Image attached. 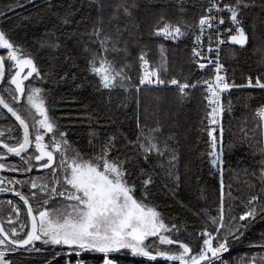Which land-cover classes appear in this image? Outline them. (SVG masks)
Segmentation results:
<instances>
[{
	"label": "snow or ice",
	"instance_id": "obj_1",
	"mask_svg": "<svg viewBox=\"0 0 264 264\" xmlns=\"http://www.w3.org/2000/svg\"><path fill=\"white\" fill-rule=\"evenodd\" d=\"M24 6V0H7L0 17ZM24 19L45 25L31 44L13 39L12 30L0 26V52L5 53L0 54V115L7 121L10 114L15 122L7 136L0 132V173L21 175H0V193L16 198L0 200L8 209L6 220L0 218V264H36L33 256L41 257L39 264H57V258L63 264H91L86 257L95 254L101 255V264H118L121 253L144 264L158 259L167 264H264V227L257 231L264 223V104L254 113L260 139L240 129L239 144L254 159L252 170H239L252 178L244 181L246 198L234 197L232 184H225V157L236 145L226 150L223 124V117L234 111V90L264 91V0H45L35 17ZM189 37L190 66L212 74L194 82L184 76L181 82L172 75L169 49L155 41ZM253 41L261 54L260 71L237 83L221 52L224 47L244 49ZM45 53L47 69L39 63ZM77 58L85 62L81 71L89 74L80 83L77 72L65 71L79 67ZM48 81L107 92L109 106L112 94H119L106 123L85 107L86 146L71 141L51 115ZM152 86H174L181 102L202 89L200 124L208 138L202 156L219 176V195L215 215L208 208L194 213L203 217L195 237L177 222H166L160 206L150 200L158 179L173 195L180 181L179 154L169 143L174 135L165 136L157 114L139 110V94ZM130 99L137 105L135 129L125 132L119 111ZM253 99L247 98L245 109ZM36 171L40 174L33 175ZM226 196L231 201L227 207ZM245 241L247 252L232 258L234 247Z\"/></svg>",
	"mask_w": 264,
	"mask_h": 264
},
{
	"label": "trees",
	"instance_id": "obj_2",
	"mask_svg": "<svg viewBox=\"0 0 264 264\" xmlns=\"http://www.w3.org/2000/svg\"><path fill=\"white\" fill-rule=\"evenodd\" d=\"M6 2L7 0H0V9L4 7V3ZM63 2L64 0H56L57 4ZM192 3H196V0H192ZM24 4L23 8H18L15 12L8 13L7 17H0V26L12 30L13 39L19 42L27 40L31 44L34 38L38 37L45 30V25L38 24L35 19L31 21L25 20L24 17H35L37 6L42 8L45 0H35L34 4H28L27 0H24ZM76 18L79 19L80 17L77 16ZM48 26L50 27V24ZM155 43H164L169 49L168 57L173 76L181 79V82H183L184 76L189 77L191 82L199 79L200 73L197 67L190 66L188 62L192 38L189 37L180 42L157 39ZM256 47L257 42L253 41L244 49H240L239 46L223 48L221 52L222 62L228 69L230 76L234 71L237 83H244V77L259 73L261 54L255 50ZM0 54L5 53L0 52ZM39 63L47 69V53L42 55ZM76 63L79 65L78 68L71 69L69 67L65 71L77 72L80 75V79L76 83H80L89 74L81 71L85 67V62L82 58H77ZM60 75H63V72ZM133 75H135V72ZM47 87L52 90V95L48 101L50 107L53 109L51 115L58 118L59 124L64 126L62 130H66L69 133V139L76 142L79 146H86L87 132L89 130L85 107L87 106V111L89 112H98L103 118L101 123H106L109 107L114 108L119 104L118 93L112 94V102L111 106H109L107 104V92L102 95L97 94L93 88L88 86L77 89L71 83L56 85L48 81ZM201 92L199 88L196 89L191 93V99L183 102L177 100L174 87L144 88L139 94L140 112L147 109L150 115L155 113L163 119L165 136L168 134L174 135L175 140L169 141V143L179 154L177 168L180 181L175 195L164 188L158 179L157 187L152 190L150 200L152 203L160 206L166 222L168 220L177 222L186 227L187 232L192 233L193 237L199 234L203 220L202 216L198 217L194 213L199 212L202 208H208L209 212L215 215L219 195V176L212 174L215 170H210L207 156H202V154H206L207 152L208 138L200 124L204 116ZM249 96L254 97V99L251 101L250 108L245 109L244 105ZM231 99L234 104V111L223 117L225 127L224 144L226 150L229 144L236 146L225 157V184H232V195L234 197L240 196L246 198L249 193L244 181L245 179L252 178L246 177L239 170L244 168L252 170L254 168V159L247 146L239 144V139L242 135L240 129L241 127H245L249 131L250 136L254 132L256 140L260 139V129L257 127L258 120L254 113L259 105L264 104V91L234 90L231 94ZM136 112L137 105L132 99L128 101L125 108L120 109L119 118L123 131L128 132L130 129H135L134 117ZM1 116V129L7 132L8 126L15 122L10 117L6 121L4 116ZM245 117H247L246 121ZM148 123L151 125L152 121L149 120ZM259 159L260 157L257 155L255 160L258 161ZM229 168L237 170L239 174L229 175L227 171ZM12 175H15L18 179L21 178V175L18 173H12ZM253 182L255 181L253 180ZM169 186L171 187L172 185L170 184ZM11 199H14V197ZM230 202L226 196V207ZM261 227H264V223L257 226V231ZM186 235L185 233V237ZM248 243L249 241H245L243 244ZM31 259L36 264H39L41 261V257L39 256H33ZM86 259L90 262L99 260L92 256H88ZM126 261L139 264V262L129 258ZM57 264H63V259L57 258Z\"/></svg>",
	"mask_w": 264,
	"mask_h": 264
},
{
	"label": "built area",
	"instance_id": "obj_3",
	"mask_svg": "<svg viewBox=\"0 0 264 264\" xmlns=\"http://www.w3.org/2000/svg\"><path fill=\"white\" fill-rule=\"evenodd\" d=\"M220 59L222 61V55H220ZM198 71L200 73L199 80L207 79L212 74L211 69H208L207 71L198 69ZM171 87H174V86H171ZM149 88H156V87L152 86V87H149ZM200 90L202 91V89H200ZM247 245L248 244H245V245L242 244V245L235 246L234 249L231 252L232 258H236V257H239L241 255H244L247 252V250H248L247 249ZM89 256H92L93 258L99 259V260H96L94 262V264H101L102 257H101L100 254L89 255ZM127 258H129V259H131L133 261H137V262H139V264H144V262L141 261L140 258H133V257H131L130 254L121 253L118 256H116V259L118 260V264H136V263H132V262L126 261ZM152 264H167V262L162 260V259H158L157 262H152Z\"/></svg>",
	"mask_w": 264,
	"mask_h": 264
},
{
	"label": "flooded vegetation",
	"instance_id": "obj_4",
	"mask_svg": "<svg viewBox=\"0 0 264 264\" xmlns=\"http://www.w3.org/2000/svg\"><path fill=\"white\" fill-rule=\"evenodd\" d=\"M1 119H2V116L0 117V132H4L5 136H6L7 132L5 130L1 129ZM11 174L12 173H8V172L0 173V175H7L9 177H11ZM36 174H40V173L38 171L33 173V175H36ZM7 194H9V195H7ZM11 196L14 197L11 193H0V200L11 199L12 198ZM14 199H16V198L14 197ZM7 211H8V209L6 206H0V218L6 220Z\"/></svg>",
	"mask_w": 264,
	"mask_h": 264
},
{
	"label": "water",
	"instance_id": "obj_5",
	"mask_svg": "<svg viewBox=\"0 0 264 264\" xmlns=\"http://www.w3.org/2000/svg\"><path fill=\"white\" fill-rule=\"evenodd\" d=\"M9 117H10V114H9ZM11 118V117H10ZM13 121H14V118H11Z\"/></svg>",
	"mask_w": 264,
	"mask_h": 264
},
{
	"label": "rangeland",
	"instance_id": "obj_6",
	"mask_svg": "<svg viewBox=\"0 0 264 264\" xmlns=\"http://www.w3.org/2000/svg\"><path fill=\"white\" fill-rule=\"evenodd\" d=\"M91 264H94V262H91Z\"/></svg>",
	"mask_w": 264,
	"mask_h": 264
}]
</instances>
